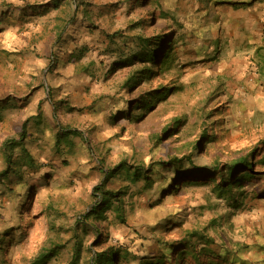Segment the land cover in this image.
Instances as JSON below:
<instances>
[{"label":"rangeland","instance_id":"1","mask_svg":"<svg viewBox=\"0 0 264 264\" xmlns=\"http://www.w3.org/2000/svg\"><path fill=\"white\" fill-rule=\"evenodd\" d=\"M50 1L0 0L12 9L36 6L33 15L8 18L0 33V101L16 104L3 111L0 123V233L19 224L23 230V236L15 232L0 252V264H29L52 242L65 249L50 264L68 263L69 230L89 209L91 191L102 177L99 159L107 168L121 160L165 162L195 152L201 142L194 157L198 165L223 169L255 160L257 170L264 172V0L238 10L229 3L237 0L206 5L197 0H139V6L135 0H66L58 8L49 7ZM175 14L182 17L186 37L175 47L181 66L131 90L120 88L143 63L106 74L118 58L115 52L134 48L138 35L170 34L168 28L178 20ZM57 24L66 27L59 38ZM72 69L93 79L78 90L58 87ZM175 85L182 90L143 101L133 121L109 120V106L118 107L123 99L136 102L162 86ZM67 106L74 111L68 112ZM36 114L42 116L39 129ZM174 118L185 125L168 137ZM56 122L63 131L83 133V138L70 136L71 153L64 147L60 154L55 150ZM22 132L25 155L22 147H5L13 140L18 143ZM18 162L23 166H15ZM162 175L165 179H158L152 189L129 185L121 177L109 182L114 191L127 189V223L108 214L97 225L105 242L94 251L120 247L136 257L124 264H144L163 254L162 245L200 232L214 239L217 251L227 248L226 264H264L263 177H246L245 185L232 190L243 203L234 211L218 198L215 183L173 192L166 184L173 172ZM94 240L91 233L86 244Z\"/></svg>","mask_w":264,"mask_h":264},{"label":"trees","instance_id":"2","mask_svg":"<svg viewBox=\"0 0 264 264\" xmlns=\"http://www.w3.org/2000/svg\"><path fill=\"white\" fill-rule=\"evenodd\" d=\"M66 0H52L49 2L48 6L53 8H58L61 3ZM146 3L149 0H144ZM200 1V4L206 5L209 4L212 0H197ZM259 0H237L229 2L232 8L234 9H248L254 3ZM137 5H141L142 2L135 0ZM218 4H223L224 2H215ZM36 6L25 5L21 8L12 9L8 4L0 5V33L4 29L5 21L18 14V18L24 17L27 13L32 14V10ZM21 15V16H19ZM174 16V13H173ZM177 21L173 23L176 25L170 26L168 28L170 34H157L152 36H141L138 35L135 39V47L128 49V51L115 52L118 58L114 60L109 65V68L106 70V74L114 73L121 68L133 67L137 62L143 63L141 68L133 69L129 74V77L122 83L120 88L131 90L135 87H139L143 83H147L156 78L163 71H168L173 69L177 64L181 66L179 61L181 57L175 52V47L178 43L183 40H186L185 34L182 31L183 23L181 22V16L175 14ZM75 24L73 19L70 26ZM139 24H135V27ZM61 28V31L58 34V37H61V34L65 30V26L60 27L57 24L56 30ZM179 31V32H178ZM181 32V33H180ZM56 33V32H55ZM109 36V35H107ZM117 36L112 35V39H115ZM138 51V52H137ZM107 53V51L105 52ZM111 53H114L111 50ZM53 52V56H54ZM186 64H182L185 66ZM91 80L93 78H90ZM180 86H172L170 88L161 87L157 90H153L147 97L141 98L136 102L130 100H121V105L109 106L108 108V118L110 121H118L121 119L133 121L135 117L134 111L144 107L145 100L153 99L155 96H159L163 93L174 94L181 91ZM16 104L13 100L6 102L0 101V123L4 119L3 111L14 107ZM132 105V108H131ZM75 108L66 107L68 112L74 111ZM140 116L137 119H141ZM41 114H36L33 117L34 124L36 128L42 125ZM185 122L179 118H174L171 122L172 134H168V137L176 135L179 133V129L184 127ZM26 126V124H25ZM57 127L56 141H55V150L58 154L61 153V147L66 148L69 153L74 150L73 140L70 136L83 138V133H80L78 130H68L69 132L63 131L57 122L55 123ZM20 140L18 143L8 142L5 144L10 145L9 148L22 147V152L25 155L26 149L23 147V142L26 139L25 133L20 134ZM205 137L203 136V139ZM213 139V138H212ZM212 140H209L211 142ZM201 142H197L194 147L195 152H192L188 155L182 157H173L169 161L165 162H153L150 164H145L144 162H128L127 160H121L118 164L112 168H107L103 164V160L99 159L97 161L98 167L101 169V180L99 184L95 185L91 191L90 197L91 202L89 209L83 214L75 218L74 224L70 228L71 235L67 240V245H70V259L67 264H124L129 263L131 259H136L130 251L122 249L120 247L111 246L103 250L97 251L93 250V247H98L103 245L105 242L104 238L99 237L98 223H102L108 219V214H112L114 220L122 225H126V205L125 197L127 196L126 190H117L109 189L107 186L110 181L114 180L117 177H121L129 185L133 184H142L143 187L152 189L158 179L164 180L165 177L162 175L163 172H173L170 182H167L168 189L176 192L179 191L182 187L187 186H201L207 185L209 183H215L218 186V198L224 200L227 203V206L234 210L238 211L243 207V203L240 200H237L232 195V190L241 185H245L243 179L248 177L249 180L259 179L260 177L264 178V172L257 170L259 162H254L255 160H244L232 165L225 166L221 168L219 166H202L196 164L194 157L197 156V149ZM87 145V143H85ZM88 148V146H87ZM255 159V157H254ZM30 161L33 164L32 159ZM15 166L22 167L23 164L16 163ZM102 166V167H101ZM240 171V175L237 176V171ZM227 173V176H226ZM8 174H4L3 177H7ZM208 176V177H207ZM179 177H182L180 181ZM209 178V179H206ZM215 179H219L216 182ZM176 180H178L176 182ZM254 183V181H251ZM257 182V181H256ZM128 187V186H127ZM163 188L160 191L165 190ZM167 190V189H166ZM169 192V191H168ZM19 214H23L24 210H18ZM20 217H23L21 216ZM22 226L20 224L16 227L11 226L10 228L6 227L3 232L0 233V252L7 246L8 241H13V234L16 232L18 237L23 236L22 231H20ZM16 231H15V230ZM14 231V232H13ZM19 231V232H17ZM94 235V244L87 245L86 240L91 235ZM189 239L198 241V245L194 242H191ZM188 238L183 240H177L169 244L162 245L161 255H154L152 260L145 261L144 264H172L171 260H174L173 264H180L189 262L191 264H226L225 258H229L227 248H223L217 251L215 248H212L214 245V239L207 236L205 233H193ZM13 243V242H12ZM124 248V246H123ZM65 249L64 244L52 242L49 246L42 248L36 256H34L29 264H50L53 260L58 258L61 251ZM89 254L90 257L88 260H85V255ZM174 255L175 258L170 257ZM225 255V256H224ZM157 256V257H156ZM145 258V257H142ZM234 258L232 255L231 260ZM243 262L241 261L240 264Z\"/></svg>","mask_w":264,"mask_h":264},{"label":"crops","instance_id":"3","mask_svg":"<svg viewBox=\"0 0 264 264\" xmlns=\"http://www.w3.org/2000/svg\"><path fill=\"white\" fill-rule=\"evenodd\" d=\"M72 70H74V69H72ZM70 72L71 73L67 77H65L63 75L64 76V79H62V80H60L58 82V87H61L62 86V87H66V88L67 87L68 88H72L73 90H74V88H75V90H78L79 87H82V86L86 85L85 84V81H87V79H90L91 78L89 75L83 74L79 69L74 70V71H70ZM77 76L79 78H77Z\"/></svg>","mask_w":264,"mask_h":264},{"label":"bare ground","instance_id":"4","mask_svg":"<svg viewBox=\"0 0 264 264\" xmlns=\"http://www.w3.org/2000/svg\"><path fill=\"white\" fill-rule=\"evenodd\" d=\"M243 69V68H242Z\"/></svg>","mask_w":264,"mask_h":264}]
</instances>
